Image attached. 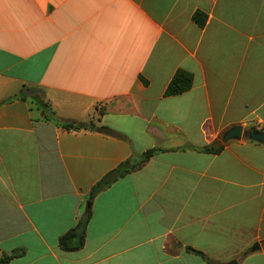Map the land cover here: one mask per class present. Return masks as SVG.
Returning a JSON list of instances; mask_svg holds the SVG:
<instances>
[{
    "label": "crops",
    "instance_id": "obj_1",
    "mask_svg": "<svg viewBox=\"0 0 264 264\" xmlns=\"http://www.w3.org/2000/svg\"><path fill=\"white\" fill-rule=\"evenodd\" d=\"M178 68L192 86L165 96ZM25 86L59 119L120 136L43 118ZM237 124L264 130V0H0V257L264 264V144L201 150ZM152 147L87 206L101 177ZM87 209L83 246L60 249Z\"/></svg>",
    "mask_w": 264,
    "mask_h": 264
},
{
    "label": "trees",
    "instance_id": "obj_2",
    "mask_svg": "<svg viewBox=\"0 0 264 264\" xmlns=\"http://www.w3.org/2000/svg\"><path fill=\"white\" fill-rule=\"evenodd\" d=\"M191 19L195 22L199 27H202L206 21L205 13L196 10L192 13ZM145 82L144 79H142ZM193 83V76L192 74L182 68H178L174 74L172 75L171 79L169 80L166 88L164 90L165 96L176 95L187 91ZM28 94L32 95V98L35 99L38 103L39 108L43 114V118L47 120H53L57 124L61 125L67 129H79V128H90L94 129L103 133L113 134L116 136H120L118 132L113 130L107 125H97L94 121L89 120L87 123L82 122H74L69 120H61L59 119L54 111L51 109L49 104L43 100V92L38 87H28L25 86L21 88L18 96L24 99ZM102 108H100L101 110ZM224 146V143H220L219 140L213 141L211 144L205 145L201 148L203 151L207 152H219ZM161 150L157 147H152L146 149L138 159L128 158L118 164L115 168L107 172L103 177H101L90 189L88 194L89 202L96 196L98 192L108 187L112 182H114L119 177L124 176L125 174L141 167L143 163L154 153ZM90 217V210H86L81 217L79 218L78 222L69 230L61 234L58 238V246L60 249L64 251H73L80 249L84 242L86 236V227ZM188 250L193 251L199 254L202 257H206L205 254L199 250H195L193 248L187 247ZM15 253L10 254H3L0 257V264H6L8 261L16 255ZM210 264H217V262L208 260Z\"/></svg>",
    "mask_w": 264,
    "mask_h": 264
},
{
    "label": "water",
    "instance_id": "obj_3",
    "mask_svg": "<svg viewBox=\"0 0 264 264\" xmlns=\"http://www.w3.org/2000/svg\"><path fill=\"white\" fill-rule=\"evenodd\" d=\"M242 136L247 137L250 140L261 142L264 144V130H258L254 127H248L245 128L243 125L237 124L232 125L221 135V141L223 143L227 142L228 140L232 139H240ZM87 206H89V202L87 203ZM259 248V245L256 243L251 247V250L254 251ZM227 264H236L235 260H232L231 262H228Z\"/></svg>",
    "mask_w": 264,
    "mask_h": 264
},
{
    "label": "rangeland",
    "instance_id": "obj_4",
    "mask_svg": "<svg viewBox=\"0 0 264 264\" xmlns=\"http://www.w3.org/2000/svg\"><path fill=\"white\" fill-rule=\"evenodd\" d=\"M245 128L252 127V126H244ZM89 202V201H88Z\"/></svg>",
    "mask_w": 264,
    "mask_h": 264
}]
</instances>
